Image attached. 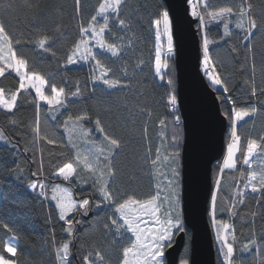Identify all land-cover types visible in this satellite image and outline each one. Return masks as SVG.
<instances>
[{
  "label": "snow or ice",
  "instance_id": "6c2138e0",
  "mask_svg": "<svg viewBox=\"0 0 264 264\" xmlns=\"http://www.w3.org/2000/svg\"><path fill=\"white\" fill-rule=\"evenodd\" d=\"M184 4V15L191 18L187 22H194L193 33L199 38V68L220 102L219 115L227 121L223 153L206 166L201 214L214 237L217 264H264V123L256 126L258 119L264 121V52L254 45L257 35L264 34V3ZM14 10L24 14L23 26L9 19ZM4 12L0 175L27 179V188L41 204L54 202L45 213L53 264H177L169 257L178 238L184 245L178 264H194L184 182V121L174 64L179 19L173 6L166 0H141L135 7L129 0H98L95 5L72 0L67 13L63 6L57 9L42 0H19L6 4ZM214 28L221 31L214 34ZM137 29L153 41L148 60L136 54L143 42ZM225 46L231 63L238 65L231 71H225L228 60L219 55ZM38 56L55 60L60 72L86 64L89 75L84 81L61 76L56 82L39 67ZM146 65L153 79L165 82L170 116L157 117L155 146L149 135L153 110L144 99L148 75H141ZM9 77L13 83L6 86L2 82ZM26 107L34 109L30 120L18 116ZM138 117L147 119L139 123ZM137 128L144 141L137 159L146 169L143 175L153 182L146 193L137 191L140 173L135 164L126 167L121 159ZM44 145L52 146L47 172ZM21 155L31 157L26 164L35 170L21 166ZM56 179L61 183H53ZM85 187L86 192L77 191ZM249 195L254 210L242 218ZM90 214L93 235L86 237L80 226ZM0 227L13 234L0 237V264H21L16 229L8 223Z\"/></svg>",
  "mask_w": 264,
  "mask_h": 264
},
{
  "label": "trees",
  "instance_id": "16d2710c",
  "mask_svg": "<svg viewBox=\"0 0 264 264\" xmlns=\"http://www.w3.org/2000/svg\"><path fill=\"white\" fill-rule=\"evenodd\" d=\"M19 0H0V15H5L4 8L6 4L9 3H18ZM91 5L98 3V0H88ZM138 2L141 0H129V5L135 7ZM144 3H150L151 0H143ZM254 4L259 7L264 0H253ZM42 3L45 5H52L54 8L64 7L67 13L72 11V0H42ZM146 15V14H145ZM19 17V20L15 18ZM12 23H19L21 26L25 23L24 14L19 10H14L11 17H9ZM221 31V29L214 28L213 33ZM138 35L142 34V43L138 44L139 51L137 55L143 54L145 60L149 59L150 50L152 49L153 41L148 37V33L143 31V29H137ZM235 42V41H233ZM254 45L257 48L258 52H264V34L257 35L254 40ZM31 55V53H30ZM219 55L225 57L228 60L226 63L225 71H231L233 67H238V65H233L231 59L228 56L227 46L219 50ZM133 55L129 54V61L131 62ZM37 64L45 73H52L53 78L56 82H60L61 76L71 79L72 81L80 80L84 81L85 78L89 75V68L85 65H75L71 66V70H65L63 72L58 71L57 62L55 60H50L46 56H38ZM131 71V69H130ZM148 75L147 82L143 85L145 89V100L148 105L153 110L152 120L149 121V135L152 137V143L155 146L158 143L156 139L157 132V117L169 116L168 110L165 108V97L164 93L166 91V85L164 81L158 82L156 79L152 78L150 65L145 66L144 73L141 74ZM176 80V76H175ZM240 76L239 73L236 75L237 87H239ZM4 85H10L13 83V78L9 77L7 80L2 82ZM118 95H124V93H119ZM104 99H109L104 97ZM114 99V98H112ZM143 106V101H142ZM34 109L31 107H26L22 113H18V116L24 120H30L33 116ZM138 122L143 123L147 117H138ZM170 119V116H169ZM60 121L63 120V117L59 118ZM3 116L0 115V126H2ZM264 121L257 120L256 126L257 129L260 128L261 124ZM171 126L169 128L170 134ZM241 131H244L242 128ZM62 132V129L58 131ZM255 135V133H253ZM99 136V134H97ZM224 143H226V132ZM2 146V143H0ZM45 149V165L46 172L48 171V152L52 150V146L44 145ZM56 152L67 151L66 149H55ZM144 152V141L141 139L140 129H136V133L132 136L127 145L125 146L124 152L122 153L123 164L127 167L132 164H135L136 171L140 173L138 176L137 191L139 193H146L150 190L152 181H150L145 175H143L146 169H143L140 166V162L137 159L138 156L142 155ZM31 157L28 155H21L19 157V162L21 166L25 167L26 170H35L34 168L29 169V166L26 164L27 160H30ZM30 175L28 179H30ZM0 223H8L10 227L16 229L15 235L20 238V250L22 252L21 264H53V257L51 256L50 246L46 243L47 231L49 225L45 222V213L46 211L52 210L54 204L51 201H45L41 204L34 192L27 188V179L23 181H18L14 177L9 178L3 175H0ZM53 183H61L60 180H53ZM231 183V181H226ZM51 187V185L49 186ZM77 191H87V188ZM254 198L252 195H249L247 201V207L244 208L242 213V218L244 213H247L253 209ZM55 216V213L53 212ZM101 218L103 213L100 214ZM79 218V217H78ZM93 219L92 214L88 218H85V221L80 226V234L86 237L92 236L91 229L88 227V222ZM62 223V222H61ZM236 226L239 229L241 226L240 219L236 220ZM247 231V229H245ZM57 232L59 233V225H57ZM257 232L259 233V225L257 227ZM8 235H13L12 233H7L5 229L0 227V237L7 238ZM98 237V233L96 234ZM243 239V238H241ZM215 246V244H214ZM184 247L180 256L183 254ZM116 255H113V258ZM117 258V257H116ZM115 258V259H116ZM215 259L217 264V255L215 248ZM73 264H77V261L74 260ZM248 264H251L250 260Z\"/></svg>",
  "mask_w": 264,
  "mask_h": 264
},
{
  "label": "water",
  "instance_id": "95a60500",
  "mask_svg": "<svg viewBox=\"0 0 264 264\" xmlns=\"http://www.w3.org/2000/svg\"><path fill=\"white\" fill-rule=\"evenodd\" d=\"M178 17L175 55L176 89L179 96V114L183 124V163L186 190V207L189 230L192 234L194 264H216L213 235L206 216L201 214V202L206 189V166L215 162L224 149L227 121L219 115L220 102L208 87L199 68V38L189 26L190 17L184 15V0H166ZM184 245L178 238L171 250L170 260L180 258Z\"/></svg>",
  "mask_w": 264,
  "mask_h": 264
},
{
  "label": "rangeland",
  "instance_id": "374dc122",
  "mask_svg": "<svg viewBox=\"0 0 264 264\" xmlns=\"http://www.w3.org/2000/svg\"><path fill=\"white\" fill-rule=\"evenodd\" d=\"M158 82H161L158 78L156 79ZM97 135V134H96ZM0 143H2V142H0ZM153 183V182H152ZM65 186H67V185H65ZM53 204H54V202H52ZM116 257H114L113 258V261H115L116 259H115Z\"/></svg>",
  "mask_w": 264,
  "mask_h": 264
},
{
  "label": "bare ground",
  "instance_id": "6f19581e",
  "mask_svg": "<svg viewBox=\"0 0 264 264\" xmlns=\"http://www.w3.org/2000/svg\"><path fill=\"white\" fill-rule=\"evenodd\" d=\"M213 241H214V237H213Z\"/></svg>",
  "mask_w": 264,
  "mask_h": 264
}]
</instances>
